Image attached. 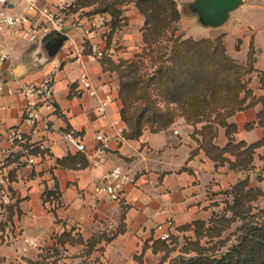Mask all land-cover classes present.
<instances>
[{
    "label": "crops",
    "instance_id": "1",
    "mask_svg": "<svg viewBox=\"0 0 264 264\" xmlns=\"http://www.w3.org/2000/svg\"><path fill=\"white\" fill-rule=\"evenodd\" d=\"M58 1L39 0V5L53 7ZM83 8L93 24H69L63 33L46 30L35 42L14 31L0 32V47L9 50L12 57L11 66L0 62V83L14 89L13 94L6 89L0 92V166L8 177L11 194L8 202L0 204V264H139L136 257L140 255L143 264H169L179 251L162 261L165 251L154 245L164 240L161 232L177 236L181 245L185 237L194 238L193 230L180 227L218 213L216 202L247 175L250 185L256 186L254 171L259 169V163L264 166L260 158L264 148L257 149L254 169L240 172L231 170L228 163L216 165L192 138L194 127L183 118L166 130L152 132L146 128L139 139H127L118 75L104 70L91 44L98 43L117 62L134 60L145 46V17L133 2L123 3L127 23L109 43L112 16L94 13V6ZM9 9L18 11V0H11ZM235 10L238 24L226 19L211 28L210 37L224 34L227 53L240 61H246L253 41L257 70L249 75L250 87L255 96H260L264 94V0H243ZM182 34L183 38L191 37L184 31ZM57 64L60 67L54 73V107L42 106L35 125L24 123V89L41 82ZM84 74L97 90L95 95L80 83ZM108 93L112 100L103 111L101 102ZM261 109L258 103L229 119L238 127L237 141L253 143L264 137V127L256 123ZM254 122L251 129L246 128ZM20 125L25 141L11 143L7 132ZM69 131L79 136L85 150L66 139ZM99 133L107 146L94 165L89 154L100 144L96 139ZM227 140L225 129L220 128L216 143L225 146ZM42 144L45 149H41ZM192 150H197L193 157ZM82 160L88 164L81 166ZM116 166L135 177L122 187L120 202L101 190L103 174ZM45 190L56 192L59 198L52 195L44 201ZM123 215L125 231L109 242L103 237L91 255H84L88 241L110 229L117 230ZM159 225H163L162 230ZM65 235L75 241L69 238L62 243L60 238ZM78 237L82 242H76ZM25 239L37 246L23 250Z\"/></svg>",
    "mask_w": 264,
    "mask_h": 264
},
{
    "label": "trees",
    "instance_id": "2",
    "mask_svg": "<svg viewBox=\"0 0 264 264\" xmlns=\"http://www.w3.org/2000/svg\"><path fill=\"white\" fill-rule=\"evenodd\" d=\"M126 2H133L145 17L142 27L144 52L136 54L134 60L117 62L108 54L100 58L104 70L115 72L119 78V96L123 103L121 117L127 125L124 136L139 139L144 129L166 130L177 118L183 117L195 127L192 137L216 165L228 163L231 170L252 171L257 149L264 148V137L253 143L237 141L238 127L229 119L237 112L261 103L256 123L264 127V94L255 96L250 87L249 75L257 70L253 41L246 61H240L227 53L224 34L199 39L176 35V25L181 19L177 0H77L76 5L94 6V13L112 16L110 43L115 32L127 23L121 8ZM146 57L156 66L154 75L144 71ZM154 93L165 102L164 107ZM200 123L201 128H197ZM254 125L255 122L248 123L246 128L251 129ZM220 128L225 129L228 139L225 146H219L215 141ZM26 148L34 152L29 146ZM196 152L192 150L191 157ZM260 158L264 161V153ZM60 164H64V160H60ZM87 164L88 161H81V166ZM258 179L264 181V177L258 176ZM225 193L232 196V202H227L223 211L208 220L199 219L180 227L184 231L193 230L194 238L185 237L182 245L177 236H171L169 242L159 240L154 243L156 249L165 251L162 261L179 251L171 257L169 264H264V205H256L260 200L264 201V189L251 186L247 175ZM52 195L59 198L56 192L45 190L44 201ZM235 223L231 235L224 236ZM124 231L123 215L117 230L110 229L100 238L88 241L84 255H91L103 237L109 242ZM69 238L75 241L68 235L60 241L63 243ZM76 242L82 241L78 237ZM136 258L143 264L142 255Z\"/></svg>",
    "mask_w": 264,
    "mask_h": 264
},
{
    "label": "built area",
    "instance_id": "3",
    "mask_svg": "<svg viewBox=\"0 0 264 264\" xmlns=\"http://www.w3.org/2000/svg\"><path fill=\"white\" fill-rule=\"evenodd\" d=\"M11 0H0V32L8 30L14 31L20 37L25 38L31 42L37 41L42 33L46 30H54L58 33H63L69 24L77 27H84L86 24H93L90 16L85 12L83 7H78L76 2H69L66 0L58 1L53 7L40 6L39 0H18L19 9L13 11L9 9ZM92 53L95 57L102 58L105 51L100 48L98 43L91 44ZM11 53L9 50L0 47V62L8 63L11 66ZM60 67L59 64L55 66L54 72L45 76L43 80L37 84L28 86L24 89L27 98V104L24 109V123L35 125L40 119V108L46 106L48 108L54 107V84L55 71ZM80 83L88 90L91 95L96 94V89L87 75H82L79 79ZM7 90L9 94L14 93L11 86L5 83H0V92ZM112 100V96L108 93L102 100L101 109L105 111L108 103ZM178 133V130L174 131ZM8 139L11 143L25 141L24 129L20 125L11 128L7 132ZM66 139L75 144L78 149L85 150V144L80 141L79 136L69 131L65 134ZM96 139L100 142L94 152L90 153L92 163L96 165L102 158L103 150L107 146V141L104 136L99 133ZM41 149L45 146L40 145ZM34 160L33 157L29 159L30 162ZM135 177L120 166H116L103 174L101 178V190L106 193L112 200L122 201V187L128 182H133ZM9 183L8 177L4 173L3 167L0 166V204L6 203L10 200L11 194L7 189ZM171 225L172 223L169 222ZM159 230L163 229V225L158 226ZM160 237L164 240L170 239L171 235L168 231H162ZM26 245L23 250H27L28 246H37V243L25 239Z\"/></svg>",
    "mask_w": 264,
    "mask_h": 264
},
{
    "label": "rangeland",
    "instance_id": "4",
    "mask_svg": "<svg viewBox=\"0 0 264 264\" xmlns=\"http://www.w3.org/2000/svg\"><path fill=\"white\" fill-rule=\"evenodd\" d=\"M68 1H70V0H68ZM194 1L195 0H177L178 7H179V10L181 13V19L179 20V22L176 25L177 26L176 35L181 36V35H183L182 31H184L185 34H187L188 36L191 35V37H193L195 39H199L202 37H210L211 28H213V26H216V25L210 24L209 21H206V18L208 16L205 15L204 13H202L200 11V9L194 7V4H193ZM237 18H238V11H236L234 9V10H231L228 12L227 20L229 23H232V24L237 23L238 24ZM184 36H186V35H184ZM231 43H232V39L229 38L228 39L229 48H231ZM142 52H144V49L141 50V53ZM155 69H156V66L151 63V60L149 57H146V64L144 66V71L149 75H154ZM156 86H158V85H156ZM155 89H157V88L155 87ZM154 95L156 96V93H154ZM156 98L158 99L160 105L162 107H164L165 102L161 101L159 96H156ZM180 118H183V117H180ZM180 118H177L176 121H178ZM189 125H191V124H189ZM199 125H200V127H198ZM191 126H193V125H191ZM201 126H202V124L200 123L197 125V128H201ZM194 130H195V127H194ZM191 136H192V134H191ZM197 136L200 137L201 135L197 134ZM259 164H260L259 169L254 171L253 183H254V185L259 186V187L264 189V181L258 179V176L264 177V166H262L261 163H259ZM227 202L228 203L232 202V196L230 194L224 192L223 196L220 197V199L216 202L218 207H219L218 212L223 211V209L227 205ZM256 205L262 206V205H264V201L260 200L258 203H256ZM236 225H237V223L233 224L229 229H227L225 231V233L223 235L224 236L231 235V233L235 230ZM217 240H218V238L214 239L213 242L215 243V242H217Z\"/></svg>",
    "mask_w": 264,
    "mask_h": 264
},
{
    "label": "water",
    "instance_id": "5",
    "mask_svg": "<svg viewBox=\"0 0 264 264\" xmlns=\"http://www.w3.org/2000/svg\"><path fill=\"white\" fill-rule=\"evenodd\" d=\"M243 0H195L194 7L207 15L206 21L218 25L227 19L228 12L236 9Z\"/></svg>",
    "mask_w": 264,
    "mask_h": 264
}]
</instances>
